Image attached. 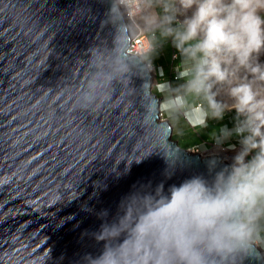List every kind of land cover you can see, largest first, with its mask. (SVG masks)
<instances>
[{"label":"water","instance_id":"95a60500","mask_svg":"<svg viewBox=\"0 0 264 264\" xmlns=\"http://www.w3.org/2000/svg\"><path fill=\"white\" fill-rule=\"evenodd\" d=\"M111 3L0 0V264H94L126 198L231 165L174 139Z\"/></svg>","mask_w":264,"mask_h":264},{"label":"clouds","instance_id":"9594fccd","mask_svg":"<svg viewBox=\"0 0 264 264\" xmlns=\"http://www.w3.org/2000/svg\"><path fill=\"white\" fill-rule=\"evenodd\" d=\"M108 22L125 51L137 36H146L147 52L135 57L144 76L153 70L157 49L170 40L182 57L177 73L183 83L157 84L165 98L161 105L171 117L201 129L234 109L235 127H222L212 138L219 146L238 137L240 148L211 185L194 178L168 194L158 190L126 198L122 214L101 226L97 239L105 247L91 260L243 264L264 249V0H112ZM241 71L244 76L232 84ZM217 85L228 86L231 105L217 99Z\"/></svg>","mask_w":264,"mask_h":264},{"label":"rangeland","instance_id":"374dc122","mask_svg":"<svg viewBox=\"0 0 264 264\" xmlns=\"http://www.w3.org/2000/svg\"><path fill=\"white\" fill-rule=\"evenodd\" d=\"M243 74L244 73L242 71L233 74V76L231 77V83L232 84L238 83ZM157 84H161L158 77L153 79V92L155 94H159L163 99H165L164 96H162L156 90L155 86ZM218 86H220V87L218 88ZM217 88L220 90H224V91L218 93L217 99L219 101H222L226 104L231 105L234 101L228 95V91H227L228 86L227 85H217ZM261 91H262V94H264V89H262ZM226 113L230 114V113H236V112L233 109V110L227 111ZM162 119L163 120H169L171 122V124H173L172 125L173 126V135L175 137V140L179 141L181 146H183V148L190 147L188 149L194 151L195 153H197V152L201 153L204 156L220 155V154L222 156L221 150H233L229 146H223V145H219L218 146L219 149H216L215 147L217 146V144L213 143V138L205 135L202 129L194 128V127L190 126L184 117H179V118L171 117L166 112L164 106L162 107ZM235 146H236L235 151L237 153V151H239L240 145L235 144ZM214 148H215V150H214ZM229 162L232 164L233 161H229Z\"/></svg>","mask_w":264,"mask_h":264},{"label":"crops","instance_id":"0c3cea01","mask_svg":"<svg viewBox=\"0 0 264 264\" xmlns=\"http://www.w3.org/2000/svg\"><path fill=\"white\" fill-rule=\"evenodd\" d=\"M195 10H196L195 6H193V8L186 13V15L191 16ZM179 18L183 20L184 16H180ZM181 62H182V57L180 56V53L177 51V49L172 45L171 41L169 40L163 43L162 46H160L157 49L156 53L152 57L153 67L155 69L160 68V70L158 69V78H159L160 83H164V82H167L169 84L172 83L173 87H176L179 84L183 83L182 80L178 79V73H177V68L181 64ZM260 62L264 64V53H262L260 56ZM161 73L163 74V76H161ZM243 76L244 74L242 75V77ZM219 87L220 86H218V88ZM218 88L217 86H215L213 90L218 93L224 91ZM225 116L226 117L224 118L233 119L231 118V116H229L228 113H225ZM187 122L190 126L197 128L195 127L194 122L192 121H187ZM207 128L208 127H205L202 129L204 133H206ZM238 139H239L238 137L234 136L222 145L223 146H229V145H235V144L239 145ZM213 143H215L214 140H213Z\"/></svg>","mask_w":264,"mask_h":264},{"label":"trees","instance_id":"16d2710c","mask_svg":"<svg viewBox=\"0 0 264 264\" xmlns=\"http://www.w3.org/2000/svg\"><path fill=\"white\" fill-rule=\"evenodd\" d=\"M170 85H172V83H170ZM157 95L159 97H161L159 94H157ZM226 116H227V114H226ZM226 116H224V117H226ZM229 116H231V118H233V119L223 118V120H220V121L209 120L208 121V125H207L208 128L206 130V133H204V134L207 135V136H210L212 138L213 137V133L218 132V130L220 128H222V127L226 126L229 130L233 129L235 127V125H236L237 113H230ZM174 139H175V137H174ZM179 144H180V142H179ZM180 146H181V144H180ZM181 147H183V146H181ZM188 148H190V147H188ZM188 148H186V149H188Z\"/></svg>","mask_w":264,"mask_h":264},{"label":"built area","instance_id":"2783aa9c","mask_svg":"<svg viewBox=\"0 0 264 264\" xmlns=\"http://www.w3.org/2000/svg\"><path fill=\"white\" fill-rule=\"evenodd\" d=\"M147 49H148V40L144 34H140L139 36H137L135 38L133 46L128 48V54L132 55V56H136V54L140 53L141 51L146 53ZM153 69L155 72V78H157L158 77V69L160 70V68L155 69L153 67ZM161 76H163V74H161Z\"/></svg>","mask_w":264,"mask_h":264},{"label":"bare ground","instance_id":"6f19581e","mask_svg":"<svg viewBox=\"0 0 264 264\" xmlns=\"http://www.w3.org/2000/svg\"><path fill=\"white\" fill-rule=\"evenodd\" d=\"M216 149H219L218 146L215 147ZM214 148V150H215ZM222 152V157H224L225 159H227L228 161H233V157L236 155V151L235 150H221ZM198 153V152H197ZM220 153V152H219ZM221 155V154H220Z\"/></svg>","mask_w":264,"mask_h":264}]
</instances>
